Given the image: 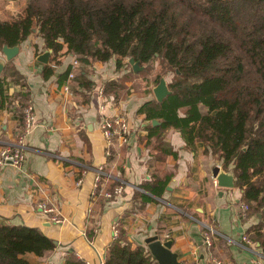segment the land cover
<instances>
[{
    "label": "crops",
    "instance_id": "1",
    "mask_svg": "<svg viewBox=\"0 0 264 264\" xmlns=\"http://www.w3.org/2000/svg\"><path fill=\"white\" fill-rule=\"evenodd\" d=\"M18 47L7 62L0 52V80L7 96L0 110L1 142L12 144L22 134L19 117L29 101L34 123L24 139V170L0 169V223L37 228L56 244L42 258L26 254L25 259L31 264H65L73 255L82 264H103L115 227L133 247L149 254L146 238L157 234L162 241L172 240L171 252L182 264H264L251 231L260 215L243 212L242 190L216 186L212 168L218 164L212 166L203 145L187 147L174 129L148 135L145 114L138 110L150 100L99 95L107 82L127 75L125 67L117 70L114 59L85 65L65 47L57 53L51 50L44 65L37 61L45 52L44 43L35 34ZM116 115L127 119L129 133L122 145L115 141L107 156L100 123L104 116ZM160 145L171 154L162 156ZM98 166L109 176L106 189L123 182L120 196H90ZM165 177L169 180L160 198L142 188ZM142 194L152 201H143ZM38 203L54 209L63 223H52L50 215L38 211ZM207 232L209 248L204 244Z\"/></svg>",
    "mask_w": 264,
    "mask_h": 264
},
{
    "label": "trees",
    "instance_id": "2",
    "mask_svg": "<svg viewBox=\"0 0 264 264\" xmlns=\"http://www.w3.org/2000/svg\"><path fill=\"white\" fill-rule=\"evenodd\" d=\"M33 25L44 48L57 53L66 45L85 65L114 59L118 70L132 57L139 66L159 58L173 68L171 94L138 110L148 135L177 130L187 147L201 143L204 155L231 171L247 213L260 215L251 231L264 255V0H26L23 17L0 22V52L24 42ZM119 80L104 85L107 97H119ZM6 103L0 80V110ZM168 180L142 188L160 198ZM55 247L37 228L0 223V264H31L26 254L42 258ZM65 264L82 262L70 255ZM103 264L156 262L119 229Z\"/></svg>",
    "mask_w": 264,
    "mask_h": 264
},
{
    "label": "built area",
    "instance_id": "3",
    "mask_svg": "<svg viewBox=\"0 0 264 264\" xmlns=\"http://www.w3.org/2000/svg\"><path fill=\"white\" fill-rule=\"evenodd\" d=\"M77 62H74L75 65ZM72 75L69 76L72 79ZM69 88L67 86L64 87V92L67 93ZM99 95L103 97V89L99 90ZM104 106L100 109L103 111ZM23 132L21 135H18L15 142L12 144H3L0 140V169L4 167H12L17 171H23L26 167L27 161L24 156L25 150V135L30 132V129L34 123V113H33V105L32 102H27L24 105L23 111ZM101 135L104 141V147L106 149V155L110 156L111 151L110 148L115 145V141L118 142L119 145H122L127 141V135L129 133L128 122L127 119L123 115H116L114 117H105L101 120L100 123ZM94 180L91 187L90 196L95 197L97 193H101L104 198L111 199L116 196H120L123 193V182L114 185L110 189H106L105 180L109 177L105 171L103 166H98L94 171ZM36 208L39 212L50 215L51 222L56 225H61L63 223V219L55 214V210L51 207H47L44 203H38ZM241 209L244 213L248 211V205L242 204ZM114 238L118 236V230L114 227L113 230ZM243 241L248 242L246 237H243ZM204 244L207 248L211 246V236L207 233L204 234ZM254 264H259L255 262Z\"/></svg>",
    "mask_w": 264,
    "mask_h": 264
},
{
    "label": "rangeland",
    "instance_id": "4",
    "mask_svg": "<svg viewBox=\"0 0 264 264\" xmlns=\"http://www.w3.org/2000/svg\"><path fill=\"white\" fill-rule=\"evenodd\" d=\"M25 4H26V0H15V1L0 0V22H12L17 17H23ZM30 34H35L36 38L42 39L38 32L37 25H33L31 27ZM64 47L66 48V53L72 54L73 56H75L76 59H78L77 55H75L72 52H68L66 45H63L62 48ZM43 49H45V51L51 50L46 48ZM128 59L129 58H126L123 61L126 63V61L128 62ZM125 63H123V67H125ZM139 67L143 68L141 71H139L142 72L139 75L137 74L138 72L137 73L133 72L134 73L133 74L128 67H125L127 71V78H125L122 81L119 80L118 83V84L121 83L120 85L121 89H119L120 96L132 95L138 100L139 103H141L143 100L146 101V100L154 99L152 89L158 84L160 78L164 77L168 86V84L171 83V81L175 77L173 68H170V66H168L163 60L159 58L152 60L151 63ZM157 78L159 79L158 81ZM149 92H151L152 94H149ZM216 161H217V157L212 156V166L214 164H217L215 163ZM213 167H219L220 170H223L221 169L222 167L219 164L214 165Z\"/></svg>",
    "mask_w": 264,
    "mask_h": 264
},
{
    "label": "water",
    "instance_id": "5",
    "mask_svg": "<svg viewBox=\"0 0 264 264\" xmlns=\"http://www.w3.org/2000/svg\"><path fill=\"white\" fill-rule=\"evenodd\" d=\"M18 51V46L8 47L4 45L1 49V53L5 61H10L14 58ZM50 53L51 50L45 51L37 57V61L44 65L48 64ZM128 63L134 73L143 69L142 67H139V63L133 58H129ZM3 67L4 61L0 60V73L2 72ZM152 93L157 103H161L168 95L171 94L164 77L160 78L158 84L152 89ZM151 124L152 126H156L159 122L155 119L152 120ZM212 178L215 179V183L218 188L233 189L235 187L233 174L220 170L219 167L212 168ZM144 244L149 249L152 259L155 260L157 264H182L177 261L176 254L171 252L172 240L162 241L159 236L155 234L146 238L144 240Z\"/></svg>",
    "mask_w": 264,
    "mask_h": 264
}]
</instances>
